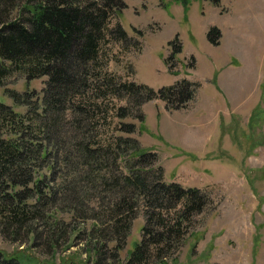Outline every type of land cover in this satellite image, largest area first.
I'll return each instance as SVG.
<instances>
[{
	"label": "trees",
	"instance_id": "16d2710c",
	"mask_svg": "<svg viewBox=\"0 0 264 264\" xmlns=\"http://www.w3.org/2000/svg\"><path fill=\"white\" fill-rule=\"evenodd\" d=\"M126 8L125 0H0V87L14 74L47 79L42 97L6 88L24 114L0 102L5 241L32 242L33 251L55 255L83 235L92 264H167L208 208L210 197L201 189L165 181L158 155L134 137L135 124L123 121L143 124V107L152 101L168 111L188 109L200 85L183 79L156 91L99 70L103 45L132 43L142 50L121 23L110 27ZM208 37L219 45L222 33L214 28ZM171 45L172 70L182 46L178 39ZM105 100L125 103H114L109 134L102 130L108 118L99 116ZM139 215L145 218L141 240L123 261ZM0 264L48 263L0 251Z\"/></svg>",
	"mask_w": 264,
	"mask_h": 264
},
{
	"label": "rangeland",
	"instance_id": "374dc122",
	"mask_svg": "<svg viewBox=\"0 0 264 264\" xmlns=\"http://www.w3.org/2000/svg\"><path fill=\"white\" fill-rule=\"evenodd\" d=\"M125 2L127 8L110 27L121 23L142 50L137 53L132 43L103 45L99 70L156 91L183 79L200 85L188 109L168 111L164 102L152 101L143 107V124L123 120L135 124L134 137L158 155L167 183L201 189L211 200L167 264H264V0ZM214 28L222 33L219 45L208 37ZM176 39L182 51L171 70L167 60ZM46 80L14 74L0 87V102L24 114L26 108L15 106L6 88L42 97ZM114 103L125 105L105 100L99 113L108 118L104 134L114 127L109 125ZM144 224L139 215L121 252L123 261L140 242ZM32 244L0 235L6 255L24 252L48 264L94 262L83 235L55 255L33 251Z\"/></svg>",
	"mask_w": 264,
	"mask_h": 264
}]
</instances>
